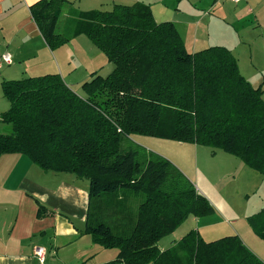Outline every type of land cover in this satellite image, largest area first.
I'll return each instance as SVG.
<instances>
[{
  "label": "trees",
  "instance_id": "16d2710c",
  "mask_svg": "<svg viewBox=\"0 0 264 264\" xmlns=\"http://www.w3.org/2000/svg\"><path fill=\"white\" fill-rule=\"evenodd\" d=\"M66 3L38 0L29 7L47 46L84 34L113 68L105 76L90 73L82 94L59 73L2 80L8 108L0 121L11 132L0 133V156L21 153L44 171L88 181L85 232L117 249L105 264H264L236 234L204 241L192 229L159 250L157 241L188 216L212 214L214 207L168 159L130 138L220 149L264 174V79L253 87L224 46L188 52L174 24L156 21L140 1L78 11L70 34H60ZM43 214L38 204L37 216ZM246 222L264 241V205Z\"/></svg>",
  "mask_w": 264,
  "mask_h": 264
},
{
  "label": "crops",
  "instance_id": "0c3cea01",
  "mask_svg": "<svg viewBox=\"0 0 264 264\" xmlns=\"http://www.w3.org/2000/svg\"><path fill=\"white\" fill-rule=\"evenodd\" d=\"M36 1L38 0H0V55L9 54L11 57V63L0 69V83L4 79H14L18 74L36 76L53 72L59 73L72 90L81 94L79 88L72 87L88 80L92 72L100 74L106 67L107 60L89 45L90 41L84 34L71 37L55 50L50 49L30 15L29 7ZM74 1L68 0L62 8L56 24V31L60 34L68 29L66 24L73 25L78 11L95 9L87 8L81 0L79 7H74ZM175 1L177 6L173 8L172 18L163 21L174 24L188 52L215 45L224 46L234 55L240 74L251 85L259 86L262 83L264 0H242L239 3L230 0ZM183 3L185 8L178 6ZM181 12H186L188 20L180 15ZM152 14L154 16L153 11ZM193 18L203 20L204 25L199 27L191 24ZM213 37L220 40L216 44H208V39ZM239 43L243 44L240 49ZM255 43L257 44L254 45ZM65 46L78 49L73 65L65 57ZM243 46H248L249 52L251 50L248 65L247 62L240 61ZM84 54L87 55L83 56ZM261 97L264 100V92ZM0 105L1 113L8 108V101L5 103L0 99ZM148 140H151V148L145 147L175 162L193 183L195 190L204 195L214 207V212L208 216H188L174 231L157 241L159 250L170 247L192 229L204 241L220 238L215 233L224 226L218 219L219 215L230 217L228 223L234 225L243 217L239 213L244 211L246 216L251 210L255 213L264 205V174L250 169L237 157L234 159V156L220 149L194 143L155 137H149ZM160 146L164 147L159 148ZM182 156L183 160L180 159ZM219 174L223 178H219ZM225 178L228 180L221 183V179ZM243 181L249 183V187H245ZM251 193L259 196V202L249 201L245 204L242 201V205L239 204L242 196H249ZM38 204L46 209V214L40 217L37 216ZM87 209V180L77 178L69 172L44 171L21 153L2 154L0 264H40L33 252L36 246L46 250V264H105L113 260L117 249L104 248L92 242L90 235L85 232ZM232 227L235 230L230 235H238L264 262V245L252 230L249 233V230L241 227L242 234L247 237L243 239L239 228Z\"/></svg>",
  "mask_w": 264,
  "mask_h": 264
},
{
  "label": "rangeland",
  "instance_id": "374dc122",
  "mask_svg": "<svg viewBox=\"0 0 264 264\" xmlns=\"http://www.w3.org/2000/svg\"><path fill=\"white\" fill-rule=\"evenodd\" d=\"M79 1L80 0H75L74 1V7H79ZM136 1H140V2H143V3H148V4H150V8H151V10L154 12V19H156L157 21H163V20H170V18H172L171 17V13L173 14L174 13V9L173 8H175V6H177L176 5V3H177V1H175V0H81L80 2H82L83 3V5L84 6H88L87 8H95V9H101V10H109V9H111L112 8V6H113V4L114 3H122V4H132L133 2H136ZM178 6H182V7H186L185 6V3H183V4H181V5H178ZM188 14V13H187ZM183 18H187V20H188V16H186L185 17V15H186V12H181V14H180ZM178 18H177V16H176V20H177ZM191 24H197L196 26H202V25H204V21L203 20H200L199 18H193V19H191ZM66 26H67V30L66 31H64L63 32V34H65V35H67L71 30H72V28H73V26H71V25H69V24H66ZM220 39H217V38H209L208 39V44H214L215 42H217V41H219ZM257 42L259 41V40H256ZM214 42V43H213ZM254 42V41H253ZM89 43V45L91 46V47H93V49H95V51L96 52H99V53H101V55H104L99 49H97L95 46H93V44L91 43V42H88ZM216 44V43H215ZM245 44H247V43H245ZM257 43H255L254 45H256ZM241 45H243V44H241V43H239V49H240V47H241ZM79 48V47H78ZM243 48V52L239 55V57H240V61H245V62H247V65L250 63V58H251V50H250V52H249V47L248 46H243L242 47ZM56 49V48H55ZM55 49H53V50H55ZM65 57H67L68 59H69V61H70V64H74L75 62H74V60H75V56H76V54L78 53V49H72L70 46H65ZM87 55V54H86ZM85 54L83 55V56H86ZM92 55V54H91ZM102 57H104L105 58V56H102ZM262 60H263V63H264V51H262ZM107 63V65H106V67H104V69H102L101 71H100V74L102 75V76H105V75H107L110 71H111V69L113 68V64L112 63H110V62H106ZM49 73H53V72H49ZM44 74H46V73H44ZM263 74H264V70H263ZM16 76V75H15ZM26 76H28V75H20V74H18L16 77H14V79H16V78H22V77H26ZM87 80V79H86ZM83 82V81H82ZM81 82V83H82ZM253 86H257L256 84L254 85V84H252ZM72 88H74V89H78V90H80V92H81V94L83 93L82 92V90H81V87H80V85H74V87H72ZM101 91H103V90H100V92H98V94H96L94 97L95 98H97L98 96H99V94L101 93ZM2 94H1V89H0V99H2V101H4L5 103H7V100H5V98H2V96H1ZM98 99V98H97ZM100 101V100H99ZM2 108V106L0 105V109ZM11 132V126L9 125V124H7V123H3V122H1L0 121V133H3V134H9ZM131 138V143H133V144H135V145H137V144H139V145H141V144H144V145H141L143 148H146L145 146H149L150 148H151V146L149 145V144H151L152 145V143H151V140H148L149 139V137H145V136H139V135H133V136H131L130 137ZM147 138V139H146ZM162 147H164V146H160L159 148H162ZM147 149V148H146ZM147 150H149V149H147ZM170 152H171V150H170ZM159 154V153H158ZM162 155V154H161ZM183 155L185 156V154L183 153ZM163 157H165L164 155H162ZM184 156H182V157H180V159H184ZM166 159H168L167 157H165ZM234 159H236L235 158V156H234ZM176 168H178V165H176V163L174 162H172L171 160H169ZM179 169V168H178ZM180 170V169H179ZM224 171H227V169H223ZM183 173V172H182ZM184 174V173H183ZM219 176V178H223V176H222V174H219L218 175ZM228 180V178H225V179H221V183H225L226 181ZM232 180V178H230V181ZM235 180H237L238 181V178H237V176H235ZM242 184L245 186V187H249V183H247V182H242ZM195 187V186H194ZM242 201L243 202H245V204L246 203H248L249 201L251 202V201H255V202H259V196L257 195V194H250L249 196H242V200L240 201L239 200V204H241L242 205ZM251 210V209H250ZM244 211H242V213H239V214H243V217L242 218H240L239 220H238V222L237 223H235L234 225H231L230 223H228V220L230 221L231 219H229L230 217H223V216H218V213H216L217 214V216H218V219H219V221L220 222H222L223 223V229L221 230V231H217V232H215L217 235H219L220 237H222V236H226V235H230L231 233L230 232H233L235 229L232 227V226H234L235 228L236 227H238L239 228V230H240V232H241V237L243 238V239H247V237H245V235L244 234H242V231H241V227L242 228H245V229H247V230H249L248 232L249 233H251V230H250V228H249V226H248V224H247V222H246V217L247 216H249V215H251V214H253L254 213V211H250V213H248V215H244V213H243ZM215 214V215H216ZM208 216V215H207ZM225 220H226V223H225ZM225 223V224H224ZM233 230V231H232ZM257 237V236H256ZM219 238V237H218ZM215 239H217V238H215ZM214 239V240H215ZM258 239H260V238H258ZM261 240V239H260ZM261 243L264 245V241L263 240H261Z\"/></svg>",
  "mask_w": 264,
  "mask_h": 264
},
{
  "label": "built area",
  "instance_id": "2783aa9c",
  "mask_svg": "<svg viewBox=\"0 0 264 264\" xmlns=\"http://www.w3.org/2000/svg\"><path fill=\"white\" fill-rule=\"evenodd\" d=\"M233 3H239L242 0H230ZM11 63V57L9 54H2L0 55V69L3 67V65H8ZM34 256L37 258L40 264H46L45 263V254L46 250L41 246L34 247Z\"/></svg>",
  "mask_w": 264,
  "mask_h": 264
}]
</instances>
